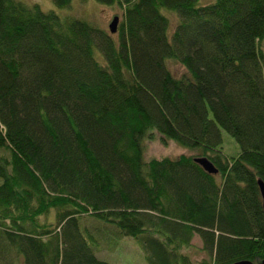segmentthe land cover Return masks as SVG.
Masks as SVG:
<instances>
[{
    "label": "trees",
    "instance_id": "obj_1",
    "mask_svg": "<svg viewBox=\"0 0 264 264\" xmlns=\"http://www.w3.org/2000/svg\"><path fill=\"white\" fill-rule=\"evenodd\" d=\"M97 1L123 8L115 33L0 0V241L19 264H112L123 237L149 264H259L264 0ZM156 133L199 154L147 159Z\"/></svg>",
    "mask_w": 264,
    "mask_h": 264
},
{
    "label": "rangeland",
    "instance_id": "obj_2",
    "mask_svg": "<svg viewBox=\"0 0 264 264\" xmlns=\"http://www.w3.org/2000/svg\"><path fill=\"white\" fill-rule=\"evenodd\" d=\"M28 4H40L44 10H56L62 15L82 17L90 20L95 25L109 29L110 23L113 18L118 15L120 19L123 17V8L119 5H107L100 3L97 0H72V3L67 8H58L53 0H19ZM213 2L215 0H200L199 3ZM167 11V13H166ZM164 13L170 17V28L171 30L175 27L178 22V16L172 11L164 9ZM171 36V33H169ZM261 48L264 51V39L261 41ZM98 55H100L98 53ZM170 69L175 75H183L185 68L181 63L175 60H170L168 63ZM223 134V151L228 156H236L240 151L241 147L236 138L231 135L228 131L222 128ZM2 152V151H0ZM1 154V153H0ZM182 154L186 155H198L199 150L189 149L175 140L168 139L164 141L162 135L156 133L153 139L146 138L145 140V157L150 158H162L170 157L176 158ZM2 179L0 178V183ZM3 241L4 243H1ZM0 241V251L5 257V264H19L21 256H15L11 254L13 248L9 246L6 240ZM193 244L196 248L202 246L201 239L199 236H195ZM98 249V256L108 260L112 264H149L143 250L138 245L137 241L132 237H123L111 248L105 242H102ZM196 248L192 251L193 254L196 252ZM200 255V253H197ZM15 256V257H14Z\"/></svg>",
    "mask_w": 264,
    "mask_h": 264
},
{
    "label": "water",
    "instance_id": "obj_3",
    "mask_svg": "<svg viewBox=\"0 0 264 264\" xmlns=\"http://www.w3.org/2000/svg\"><path fill=\"white\" fill-rule=\"evenodd\" d=\"M119 22H120V17L116 15L113 18V21L109 25V29L112 33H115L118 30ZM195 161L200 163L204 167V169L208 171L209 173L217 174L219 171L218 167H216V165L208 157L198 156V157H195ZM259 184H260L262 195L264 197V182L262 180H259ZM232 264H258V263L251 261L249 259H242V260L235 261ZM259 264H264V260H262Z\"/></svg>",
    "mask_w": 264,
    "mask_h": 264
}]
</instances>
